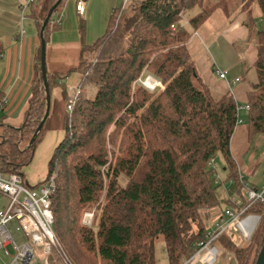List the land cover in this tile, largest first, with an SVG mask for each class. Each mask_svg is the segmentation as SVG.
I'll return each instance as SVG.
<instances>
[{"label": "trees", "instance_id": "trees-1", "mask_svg": "<svg viewBox=\"0 0 264 264\" xmlns=\"http://www.w3.org/2000/svg\"><path fill=\"white\" fill-rule=\"evenodd\" d=\"M55 1L29 5L38 35ZM64 1L45 25V43L59 27L55 19ZM254 2L261 19L258 30L253 27ZM219 8L228 13V0L122 2L91 44L83 41L80 23L76 67L64 74L46 71L49 94L53 86H64L71 71L81 75L79 88L89 90L80 91L71 110L65 108L62 137L40 181L52 177V228L64 257L52 250L49 264H156L157 237L164 242L167 264H189L185 261L209 230L200 209L220 204L209 161L221 155L232 193L238 194L246 183L255 186L241 174L231 153L237 101L231 92L212 96L187 45L191 31ZM240 9L246 15L248 40L257 49L256 81L246 92L245 104L251 138L264 135V0H241ZM184 14L191 31L180 24ZM2 51L0 42V55ZM146 74L158 79L152 90L137 80ZM45 106L39 43L22 122L11 126L0 114V172L18 174L27 186L24 169L46 132L44 123L36 131ZM119 176L125 178L124 186ZM225 200L231 204L229 197ZM87 210L93 212L91 225L82 222ZM244 213L260 217L248 241L236 243L223 232L212 243L222 242L235 264H254L264 243V203L255 202Z\"/></svg>", "mask_w": 264, "mask_h": 264}, {"label": "crops", "instance_id": "crops-1", "mask_svg": "<svg viewBox=\"0 0 264 264\" xmlns=\"http://www.w3.org/2000/svg\"><path fill=\"white\" fill-rule=\"evenodd\" d=\"M21 1L23 0H0V42L3 45L0 55V98L3 100V107L0 114L5 115L4 121L14 127L22 122L27 106L33 77V59L40 43L32 8L25 7L21 18ZM122 2L85 0L83 15L78 16L74 0H65L58 12L59 16H56L59 27L50 32L45 44L46 71L64 74L76 67L81 46L80 23L83 25V41L91 44L103 33L111 12ZM245 21L246 15L239 8L237 14L214 11L196 31H191L187 17L184 23H180L191 31L187 45L198 74L214 98L231 92L235 99H244V103H247L248 88L240 83L241 79L246 78L242 76L240 69L254 68L257 49L248 40L249 30ZM20 26L24 34L18 38ZM232 49L238 50L234 52ZM217 70H226V77L220 78ZM230 71H234V74ZM250 77L252 79L254 75ZM80 78L79 72L71 71L64 79L63 87L55 85L51 88L49 112L43 124L46 132L35 149L31 163L24 169L25 180L30 187L38 185L46 175L49 156L63 134L66 101L79 88ZM235 78L238 80L234 81ZM255 81H251L250 85ZM81 90L89 91L85 88ZM209 256H213L212 251Z\"/></svg>", "mask_w": 264, "mask_h": 264}, {"label": "built area", "instance_id": "built-area-1", "mask_svg": "<svg viewBox=\"0 0 264 264\" xmlns=\"http://www.w3.org/2000/svg\"><path fill=\"white\" fill-rule=\"evenodd\" d=\"M37 0H23L20 2L21 18L24 16L25 7ZM75 11L82 16L85 8V0H74ZM127 0H123V3ZM59 16V15H58ZM58 23V18L55 19ZM175 28L174 24L171 25ZM24 34L22 26L19 28L18 38ZM220 78L226 77V71L217 70ZM144 87L152 90L156 87L158 79L150 74L139 77ZM238 80L235 78L234 81ZM81 89L77 88L74 95L66 101L65 108L71 110ZM3 100L0 98V110ZM241 109H248L243 105ZM212 167V159L209 161ZM215 182H220L218 174L214 175ZM52 177L40 182L35 187L27 186L16 173L3 174L0 172V194L5 197L6 202L0 206V263L1 264H34L35 252L40 248L44 254L43 264L48 263V255L56 250L63 257L60 245L53 232V216L50 209V192L52 191ZM231 204L221 210L215 219V223L206 233V239L198 243L197 251L185 261L189 264H213L217 256V248L212 246V241L234 227L242 239L248 241L257 222L258 215L244 213L246 208L255 202L264 203V177L260 186H250L248 183L242 187L240 194L232 193L228 189ZM233 205V206H232ZM93 212H84L82 222L91 225ZM254 222V223H253ZM252 225V226H251ZM13 228L19 233L20 241L16 240L12 233ZM12 249V253L9 248ZM213 252V256H209ZM64 258V257H63Z\"/></svg>", "mask_w": 264, "mask_h": 264}, {"label": "rangeland", "instance_id": "rangeland-1", "mask_svg": "<svg viewBox=\"0 0 264 264\" xmlns=\"http://www.w3.org/2000/svg\"><path fill=\"white\" fill-rule=\"evenodd\" d=\"M127 2H131V0H128L125 3ZM240 4H241V0H228V11L231 14H237L240 8ZM251 10H252V17L255 23L254 28L258 30L261 27V20H260V12L255 2L251 5ZM215 12L222 13L223 10L219 8L216 9ZM186 17L187 14H184L180 20L181 24L184 23V19H186ZM204 33L206 34V32ZM235 50L237 51L238 49ZM235 50L232 49V51L234 52ZM229 53H231V51ZM240 71L242 72V73L240 72L242 76L246 78V79H241L240 83L241 84L243 83V85H245L249 89L251 87L250 82L256 80L255 69L246 68V69H240ZM233 72L234 71H230L232 75L234 74ZM251 75H254V77L252 79H249L251 78L250 77ZM236 101L238 104V121L235 126L233 135L231 137V144H230L231 153L233 155L234 160L236 161V164L241 174L246 178V180L251 184L260 186L263 182V177H264V135L262 133H257L251 138L248 137L247 134L248 111L242 110L240 108L241 106L245 105L244 103L245 101L244 99H238V98H236ZM208 165L210 166L209 163ZM211 166L214 169L213 174L215 175L216 172V174H218L220 177L219 178L220 182L216 189L217 195L220 199V204L210 208H202L199 211L200 216L203 219L205 225L208 226L209 228L213 225V223H215V219L218 216L219 212L224 208H226L227 200L225 199H228L229 197L228 189L230 187L229 181L226 180V170H224L225 163L221 155L218 154L212 159ZM118 183L121 186H124L126 184L125 178L119 176ZM241 189L242 187L239 188V190L237 191L238 194H240ZM5 202H6L5 197H3L0 194V206L3 205ZM90 210H93V208ZM90 210H87V212H92ZM11 233L16 240L20 241L19 233H17L13 228H11ZM226 234L232 236L233 239L236 241V243L246 242L244 239L241 238V236L238 234V231L234 227H231L229 231L226 232ZM212 246H215L217 248L216 260L213 262V264H235L236 261L234 260L233 255L228 251V249L222 242L215 241L214 244L212 243ZM8 248L12 253L13 252L12 249L10 247ZM154 256H155L156 264H167L165 246L161 237H157L154 240ZM43 258H44V254L42 253L40 248L37 249L35 252L34 264H43ZM232 260L234 261V263H231Z\"/></svg>", "mask_w": 264, "mask_h": 264}, {"label": "water", "instance_id": "water-1", "mask_svg": "<svg viewBox=\"0 0 264 264\" xmlns=\"http://www.w3.org/2000/svg\"><path fill=\"white\" fill-rule=\"evenodd\" d=\"M60 0H56L52 6L49 8L48 13L45 17V19L42 22V25L40 27L39 30V41H40V73H41V78H42V83H43V88H44V93H45V111L43 114L42 119L40 120L36 131H38L40 129V127L42 126V124L44 123V120L46 119L48 112H49V88H48V81H47V74H46V67H45V39L43 36V32H44V28L46 23L49 20V17L51 16V14L54 12V10L56 9L57 5L59 4ZM34 136H32V138L30 139V143L33 142L34 140ZM231 263H234V261L232 260ZM254 264H264V243L262 244V246L260 247L256 259H255V263Z\"/></svg>", "mask_w": 264, "mask_h": 264}]
</instances>
